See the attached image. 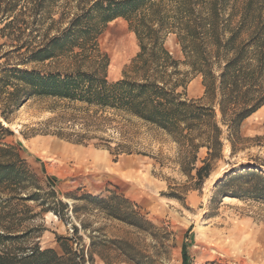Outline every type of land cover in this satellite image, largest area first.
I'll return each mask as SVG.
<instances>
[{"label":"rangeland","instance_id":"1","mask_svg":"<svg viewBox=\"0 0 264 264\" xmlns=\"http://www.w3.org/2000/svg\"><path fill=\"white\" fill-rule=\"evenodd\" d=\"M64 2L59 0L52 16H43L42 24L29 26L23 35L32 30L51 36L62 30L72 17L61 16ZM232 7V2L227 5L226 16ZM7 31L0 32V64L3 54L22 44L15 37L18 31L13 36ZM97 43L109 58L108 80L120 79L139 50L128 23L121 18L109 22ZM165 47L176 60L183 59L174 35L166 37ZM68 60L62 59L58 67ZM47 65L35 67L47 70ZM189 79L186 97L201 98L200 75L190 74ZM109 114H95L94 108L78 102L32 98L8 122L0 118V146L14 147L28 178L20 185L0 187V234L13 238L5 243L8 250L19 253L37 245L62 255L56 242L60 236L71 239L83 264H181L183 245L187 264H264V204L228 193L240 186V179L231 181L240 173L264 175V106L242 122V140L235 143L233 154L223 140L222 158L200 186L180 171L177 146L168 137L137 121L96 118H112ZM81 135H86L84 141L75 142ZM117 144L129 152L114 155ZM204 156L202 149L198 157ZM85 195L105 201L115 197L113 202L138 217L134 224L118 220L104 204L76 200ZM59 201L67 205L64 219L53 212L61 210Z\"/></svg>","mask_w":264,"mask_h":264},{"label":"trees","instance_id":"2","mask_svg":"<svg viewBox=\"0 0 264 264\" xmlns=\"http://www.w3.org/2000/svg\"><path fill=\"white\" fill-rule=\"evenodd\" d=\"M58 1L0 2V32L8 30L6 35L13 36L16 30L15 37L22 39L17 50L1 56L5 60L0 64V118L8 122L26 101L49 98L81 103L94 108L95 114L110 113L112 118L96 117L100 122L117 117L137 121L176 144L180 171L200 186L222 158L223 140L230 143L233 154L235 143L242 140V122L264 106V0H65L61 16L72 17L62 30L51 36L34 35L31 30L25 37L24 29L52 16ZM231 2L234 7L226 16ZM117 18L128 23L139 50L122 77L109 81V58L100 52L97 41ZM168 35L175 36L181 61L165 47ZM65 58L67 64L58 67ZM45 63L47 70L35 67ZM29 64L34 67L27 68ZM190 74L201 77L199 99L186 97ZM82 137L86 135L75 142L81 144ZM123 149L128 148L117 144L113 154L129 152ZM202 149L205 156L199 159ZM26 173L14 147L0 146V187L20 185L28 179ZM239 179L240 186L228 193L264 204V175L248 170L231 181ZM76 200L104 204L111 216L129 224L138 217L113 202L115 197L105 201L99 195H85ZM57 205L61 210L53 212L64 219L67 205L60 201ZM77 209L73 206L71 212L76 214ZM12 239L0 234V264L84 262L72 250L70 238L56 237L62 255L37 245L13 253L5 245ZM181 255V264H187L186 245Z\"/></svg>","mask_w":264,"mask_h":264},{"label":"bare ground","instance_id":"3","mask_svg":"<svg viewBox=\"0 0 264 264\" xmlns=\"http://www.w3.org/2000/svg\"><path fill=\"white\" fill-rule=\"evenodd\" d=\"M77 157H78V159H80L81 160V162L83 161V159H82V156H81V154H80V152L79 151H77ZM91 158H92V162L93 163H95V164H97L98 162L100 163V161L98 160V159H96V156H90ZM84 162V161H83ZM91 168V167H90ZM95 184V183H94ZM230 199V198H229ZM228 199V200H229Z\"/></svg>","mask_w":264,"mask_h":264}]
</instances>
